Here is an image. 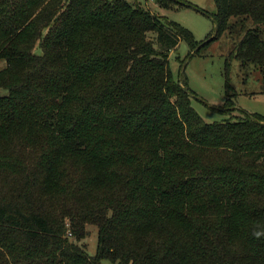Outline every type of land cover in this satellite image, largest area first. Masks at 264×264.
Returning a JSON list of instances; mask_svg holds the SVG:
<instances>
[{"label": "trees", "instance_id": "obj_1", "mask_svg": "<svg viewBox=\"0 0 264 264\" xmlns=\"http://www.w3.org/2000/svg\"><path fill=\"white\" fill-rule=\"evenodd\" d=\"M215 2L200 45L128 0H0V264H264V119L205 122L170 69L227 35L225 111L233 60L264 83V0Z\"/></svg>", "mask_w": 264, "mask_h": 264}, {"label": "rangeland", "instance_id": "obj_2", "mask_svg": "<svg viewBox=\"0 0 264 264\" xmlns=\"http://www.w3.org/2000/svg\"><path fill=\"white\" fill-rule=\"evenodd\" d=\"M140 7L150 10L164 19V22H175L189 30L196 42L201 45L210 34L216 31L214 18L217 14L215 0H177L172 10L158 7L152 0H128ZM234 42L227 35L214 42L201 54L187 58L190 48L181 42L176 51L170 55V69L176 80L180 73L185 74L193 91L191 105L197 114L207 123L220 124L230 118H241L246 114L264 119V83L258 72L244 73L238 60L230 66V83L233 92L231 99L235 110L225 111L227 101L226 63L233 51ZM40 54V48L37 47ZM187 59V60H185ZM185 60L184 63L181 61ZM5 63L0 61V69ZM260 78V80H259ZM88 236L80 244L87 249L90 256H95L98 246V230L94 226L87 228ZM102 264H113L104 260Z\"/></svg>", "mask_w": 264, "mask_h": 264}]
</instances>
